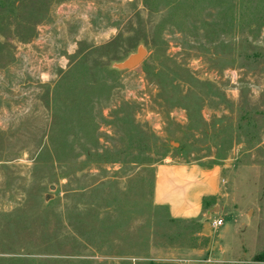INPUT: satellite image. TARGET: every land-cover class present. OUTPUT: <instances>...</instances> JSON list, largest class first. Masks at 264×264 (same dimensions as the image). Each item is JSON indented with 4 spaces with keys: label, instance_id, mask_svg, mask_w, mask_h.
<instances>
[{
    "label": "rangeland",
    "instance_id": "374dc122",
    "mask_svg": "<svg viewBox=\"0 0 264 264\" xmlns=\"http://www.w3.org/2000/svg\"><path fill=\"white\" fill-rule=\"evenodd\" d=\"M170 162L221 167L200 218L155 202ZM263 251L264 0H0V264Z\"/></svg>",
    "mask_w": 264,
    "mask_h": 264
},
{
    "label": "crops",
    "instance_id": "0c3cea01",
    "mask_svg": "<svg viewBox=\"0 0 264 264\" xmlns=\"http://www.w3.org/2000/svg\"><path fill=\"white\" fill-rule=\"evenodd\" d=\"M221 192L222 169L218 165L170 162L157 167L155 202L167 207L175 219L200 218L204 214L205 200L219 197ZM205 219H211L210 214H206ZM215 219L219 218L212 220Z\"/></svg>",
    "mask_w": 264,
    "mask_h": 264
},
{
    "label": "water",
    "instance_id": "95a60500",
    "mask_svg": "<svg viewBox=\"0 0 264 264\" xmlns=\"http://www.w3.org/2000/svg\"><path fill=\"white\" fill-rule=\"evenodd\" d=\"M147 55V50L143 47H140L136 53L130 55L127 59H125L122 63L119 64L121 68H134L141 64ZM49 197H46L48 199ZM218 207H215L213 211H215Z\"/></svg>",
    "mask_w": 264,
    "mask_h": 264
},
{
    "label": "built area",
    "instance_id": "2783aa9c",
    "mask_svg": "<svg viewBox=\"0 0 264 264\" xmlns=\"http://www.w3.org/2000/svg\"><path fill=\"white\" fill-rule=\"evenodd\" d=\"M212 224L214 227H218V226L223 224V220L221 218L215 219V220H213Z\"/></svg>",
    "mask_w": 264,
    "mask_h": 264
},
{
    "label": "trees",
    "instance_id": "16d2710c",
    "mask_svg": "<svg viewBox=\"0 0 264 264\" xmlns=\"http://www.w3.org/2000/svg\"><path fill=\"white\" fill-rule=\"evenodd\" d=\"M255 260L264 261V251L255 257Z\"/></svg>",
    "mask_w": 264,
    "mask_h": 264
}]
</instances>
